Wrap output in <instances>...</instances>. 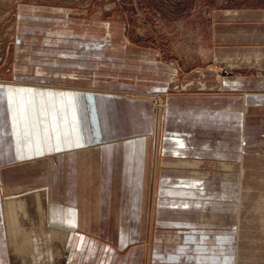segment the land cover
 <instances>
[{"label": "rangeland", "instance_id": "rangeland-1", "mask_svg": "<svg viewBox=\"0 0 264 264\" xmlns=\"http://www.w3.org/2000/svg\"><path fill=\"white\" fill-rule=\"evenodd\" d=\"M259 9H264V0H0V155L6 153L4 149L11 153L14 137L9 113L20 96L25 119L33 129L31 142L24 144L25 157L17 162L9 157L0 165L1 179L8 180L6 185L0 183L2 197L33 189L18 198L3 199L9 264H68L65 243L69 234L64 238L46 225L44 188L50 185L57 196L63 197L67 191L70 197L77 191V186L70 183L75 170L60 166L56 169L60 182L53 181L47 162L39 160L48 157L54 165L55 156L65 153L53 151L63 141L59 133L63 125L57 127L59 121L49 118H57L58 110L68 105L63 99L49 103L45 98L64 96L66 92L119 96L115 129L124 132L130 127L143 128L147 119L150 128L145 134L150 137L151 149L145 212L136 224L137 232L120 248L115 245L116 231L103 237L91 233L93 236L115 245V252L127 262L137 246L141 249L137 264H165L159 254L171 255L187 231L192 236L185 242L188 253L207 264L203 251L208 253V246L199 250L194 245L205 239L208 245L214 238L213 231L228 224L233 231L231 264H264V197H260L264 196V183L246 185L261 180L264 174V103L255 104L253 100L254 94L264 95V54L258 57L240 50L251 44V48L262 46L260 51H264L262 35L243 32L246 26H254L249 23ZM240 78L254 85L225 87ZM160 82L165 90L158 89ZM246 95H250L251 103L243 102ZM197 97L214 98L195 107L204 114L200 121L208 123L205 129L198 125V132L215 129L217 135L210 140L226 143L229 137L230 148L239 141L240 128L247 139L243 158L248 165L244 168L246 175L230 183L236 212L226 224L218 217L215 222L208 221L212 213L198 217L205 207L195 211L192 218L176 210L166 211L168 217L157 214L163 168L160 149L168 109L178 106L177 98ZM71 106L74 112L82 107L81 118L85 116L83 103ZM169 120L172 122L173 117ZM54 122L60 129L51 136L49 127ZM91 122L94 124L95 119ZM199 170L218 172L217 167L208 166ZM208 188L221 190L219 183L210 182ZM182 218L190 219L193 225L177 224Z\"/></svg>", "mask_w": 264, "mask_h": 264}, {"label": "crops", "instance_id": "crops-1", "mask_svg": "<svg viewBox=\"0 0 264 264\" xmlns=\"http://www.w3.org/2000/svg\"><path fill=\"white\" fill-rule=\"evenodd\" d=\"M253 14H255V18L251 19L249 25L254 26H246L247 29L243 32L251 31L253 35L258 34V36L264 37V9L256 10ZM250 45H243L240 50H247L258 57L264 54V51H260L262 46L251 48ZM225 55V57H233L232 54ZM246 79L240 78V80L237 79V81L224 85L228 88L235 87L234 89L248 88L254 85ZM160 83L161 86L158 89L165 90L166 86L162 82ZM66 94L50 99L45 98L49 100V103L52 102V99H63L64 104L68 105L64 106L62 110H58L57 118L54 115L49 118L59 121L57 127L63 125L62 131H59L63 136V141L58 143L59 145L53 148V151H65V153L57 156L52 154L55 159L57 157L54 165L49 162L48 157L39 160L47 162L49 178H53V181L57 182H60L56 175L57 168L60 166L73 168L75 177L74 179L70 177V183L77 186V191L69 194L70 197L66 191L61 197L56 195L57 192L51 190L50 185L44 188L46 225L53 231L59 232V235L64 238L69 234V240L67 239V243H65L67 247L65 259L66 262L68 260V264H137L139 261L137 253L141 251L139 247H133L130 254L132 257L127 262L124 260L125 258H120L115 252L114 246L120 248L125 243H130L133 233L137 232L136 224L145 212L146 181L151 151L150 137L145 135L150 131L148 119L143 128L130 127L129 131L119 132L113 123L119 119L120 108L116 107L119 104V96L109 93H94L91 96H87L88 94L85 93L81 95ZM79 96L82 97L78 98ZM249 97L250 95H246L243 102L251 103ZM253 98L255 104L264 103V95L254 94ZM18 99L19 101L16 100L15 105H11L9 113L10 132L14 137L13 146L9 148L11 153L8 149H4L6 153L0 155V165L2 162H7L9 157L16 162L20 161L25 157L24 144L31 142L33 129L24 116L23 96ZM213 99L177 98L178 106L168 109L167 128L164 132L163 146L160 149L162 154L160 162L163 168L159 181L157 214L161 217H163L161 214L166 211L176 210L177 214L192 218L195 217L193 215L195 211L205 207L206 210L202 209L203 211L198 213V217L212 213L213 217L209 215L206 218L208 221L213 219L215 222L218 217L222 218L223 224H226L227 220H231L232 212H236L232 201L233 193L229 187L235 177L239 180L242 175H246L244 168L248 165L243 158L247 151V139L245 132L240 128L238 131L239 141L234 148H230L227 145L230 142L229 137L226 143L224 140H214L213 142L210 140L217 135L215 129L208 132L197 131L198 125L205 129L208 123L200 121L204 114L195 107L209 104L213 102ZM78 103L84 104L85 116L82 118V107H79L80 110L76 112L71 108V105ZM195 103L197 105H191ZM185 104L191 106L184 107ZM145 116L148 118L149 114L146 112ZM170 117H173L172 122L169 120ZM92 119H95L94 124L91 122ZM199 121L200 123H198ZM50 126L49 134L52 136L57 127L55 122ZM226 136H228L227 133ZM29 158L32 157L29 156ZM205 158L218 160L207 161ZM231 158L238 161L235 163L226 161ZM206 166L217 167L218 172L199 170ZM52 173L55 175L52 176ZM260 177H262L261 180L248 181L246 185L264 183V174ZM210 182L219 183L221 190L219 192L210 190L208 188ZM0 183L6 185L8 180H3L0 177ZM107 185L109 186L106 187ZM32 190L16 191L4 197L0 194V264H9L10 262V256L6 251L9 244L3 199L18 198L21 195L30 194L29 192ZM260 197L264 196L260 194ZM239 199L237 196V201ZM207 207H211V212L207 210ZM164 215L168 217L166 213ZM14 220L16 221V218ZM177 224L193 225L188 218H182ZM226 226L220 231H213L214 238L208 241V245L204 244L206 239H200L202 242L197 241V244L194 245L199 250L208 246L206 249L208 253L203 251V260L207 264L232 263L230 253L233 231L231 225L227 224ZM113 231L119 233L115 245H111L100 237ZM91 233L100 236H93ZM182 235V243L177 246L175 251L171 252V255L167 256L166 254L163 257L162 254H159L158 258L165 264H201L202 259L188 253L185 246L187 239L192 237L191 234L186 231ZM202 236L204 237V235Z\"/></svg>", "mask_w": 264, "mask_h": 264}, {"label": "bare ground", "instance_id": "bare-ground-1", "mask_svg": "<svg viewBox=\"0 0 264 264\" xmlns=\"http://www.w3.org/2000/svg\"><path fill=\"white\" fill-rule=\"evenodd\" d=\"M152 117H153V115H152ZM54 169V168H53Z\"/></svg>", "mask_w": 264, "mask_h": 264}]
</instances>
